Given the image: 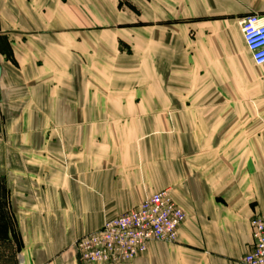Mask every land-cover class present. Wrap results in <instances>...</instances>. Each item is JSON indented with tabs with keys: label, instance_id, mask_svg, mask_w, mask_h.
Masks as SVG:
<instances>
[{
	"label": "crops",
	"instance_id": "obj_1",
	"mask_svg": "<svg viewBox=\"0 0 264 264\" xmlns=\"http://www.w3.org/2000/svg\"><path fill=\"white\" fill-rule=\"evenodd\" d=\"M129 1L140 27L119 0H0V129L30 127L12 138L29 156L4 155L19 264H84L79 238L165 190L178 243L129 264H241L264 212V66L239 22L264 0Z\"/></svg>",
	"mask_w": 264,
	"mask_h": 264
},
{
	"label": "built area",
	"instance_id": "obj_2",
	"mask_svg": "<svg viewBox=\"0 0 264 264\" xmlns=\"http://www.w3.org/2000/svg\"><path fill=\"white\" fill-rule=\"evenodd\" d=\"M255 66H264V15L251 14L239 22ZM187 214L169 190L153 194L138 207L104 223L98 231L79 238L74 247L84 264H129L153 243H175ZM251 242L241 264H264V212L250 222Z\"/></svg>",
	"mask_w": 264,
	"mask_h": 264
},
{
	"label": "rangeland",
	"instance_id": "obj_3",
	"mask_svg": "<svg viewBox=\"0 0 264 264\" xmlns=\"http://www.w3.org/2000/svg\"><path fill=\"white\" fill-rule=\"evenodd\" d=\"M119 5L123 9V15L126 14L128 10L130 15L133 17V21L139 27L142 26L140 18H137L139 15V9L136 6H132L129 0H119ZM127 9V10H126ZM256 68H260L257 67ZM44 130H47V127H43ZM54 128L55 127H48ZM22 133L25 137L30 135L29 126H17L8 124L7 119L3 118V126L0 129V264H19L20 263V251L23 246V241L20 237L19 230L16 223V218L13 212V206L11 203L10 191L7 187V177L8 166L12 159L5 157L7 153L12 150L21 151L24 155L29 153L22 150H30L28 142H14L13 135ZM35 133V132H34ZM43 132H39V135ZM45 133V131H44ZM41 138L40 136H38ZM13 138V139H12ZM17 143V144H16ZM20 145V146H19ZM19 146V147H18ZM44 153V152H42ZM26 156L22 158L24 161H31V158ZM6 173V174H5ZM170 191V190H169ZM171 192V191H170ZM172 194V192H171ZM175 243H153V244H177Z\"/></svg>",
	"mask_w": 264,
	"mask_h": 264
}]
</instances>
